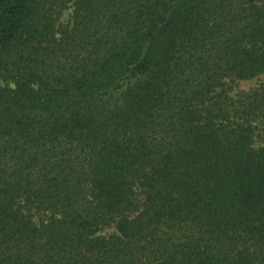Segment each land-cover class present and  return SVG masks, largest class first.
Listing matches in <instances>:
<instances>
[{
    "label": "trees",
    "instance_id": "obj_1",
    "mask_svg": "<svg viewBox=\"0 0 264 264\" xmlns=\"http://www.w3.org/2000/svg\"><path fill=\"white\" fill-rule=\"evenodd\" d=\"M261 75L264 0H0V264H264Z\"/></svg>",
    "mask_w": 264,
    "mask_h": 264
},
{
    "label": "rangeland",
    "instance_id": "obj_2",
    "mask_svg": "<svg viewBox=\"0 0 264 264\" xmlns=\"http://www.w3.org/2000/svg\"><path fill=\"white\" fill-rule=\"evenodd\" d=\"M67 20L68 12H65L61 18V21L65 23ZM259 85H264V75H261L258 78L248 82H240L233 89L235 93L246 92L253 88H256ZM255 145H258V143H256Z\"/></svg>",
    "mask_w": 264,
    "mask_h": 264
}]
</instances>
